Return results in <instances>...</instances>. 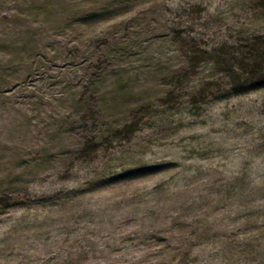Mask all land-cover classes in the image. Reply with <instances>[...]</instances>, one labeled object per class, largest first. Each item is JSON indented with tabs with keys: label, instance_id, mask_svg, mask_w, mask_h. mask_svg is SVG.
Returning a JSON list of instances; mask_svg holds the SVG:
<instances>
[{
	"label": "rangeland",
	"instance_id": "rangeland-1",
	"mask_svg": "<svg viewBox=\"0 0 264 264\" xmlns=\"http://www.w3.org/2000/svg\"><path fill=\"white\" fill-rule=\"evenodd\" d=\"M261 1L0 0V264H264Z\"/></svg>",
	"mask_w": 264,
	"mask_h": 264
},
{
	"label": "trees",
	"instance_id": "trees-1",
	"mask_svg": "<svg viewBox=\"0 0 264 264\" xmlns=\"http://www.w3.org/2000/svg\"><path fill=\"white\" fill-rule=\"evenodd\" d=\"M258 7H260L264 12V1H261L258 4ZM179 33V32H177ZM175 34L172 33V38H175ZM194 39L188 38L186 36H181V34H178V38L173 40L175 43L182 44L179 53L180 56H185V60L190 63V66L192 67V70H204L205 65H210V70L215 69L216 67H219L220 63L219 61L211 60L210 57H208V52L205 50L200 49L197 44L193 43L192 41ZM249 44L244 45V47L247 49L245 51L241 48H238L234 44L230 47H226L225 45L220 47L217 51H215V56L219 57L222 56L223 59L221 61L223 67H231L228 65V56L232 59H234L236 62L231 63L232 67L228 69V71L223 68L222 70L224 73L221 74V79L226 80L223 83V90L224 92H233L240 93L241 91H244L245 89H252V87H264V39L259 42V40L251 39L249 40ZM231 52H237L240 55L237 56L235 54V57L231 56ZM219 60V59H218ZM239 66L238 70L232 69L235 66ZM256 73V75H255ZM210 80H207L206 83L208 85L211 84L209 82ZM176 83L179 84V87L175 89V94L177 97H180V94L177 91H182L185 87L182 86L184 83V77L176 79ZM194 103L199 102L197 97L193 99Z\"/></svg>",
	"mask_w": 264,
	"mask_h": 264
}]
</instances>
